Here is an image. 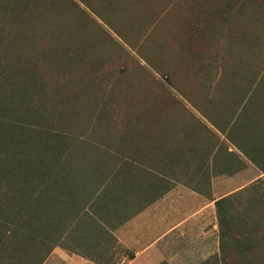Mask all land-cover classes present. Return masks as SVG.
I'll list each match as a JSON object with an SVG mask.
<instances>
[{
	"label": "rangeland",
	"instance_id": "obj_1",
	"mask_svg": "<svg viewBox=\"0 0 264 264\" xmlns=\"http://www.w3.org/2000/svg\"><path fill=\"white\" fill-rule=\"evenodd\" d=\"M263 77L264 0H0V264L41 263L50 234L6 224L27 201L63 218L65 184L133 149L121 139L264 136ZM253 187L229 195L225 254L207 264H264V181Z\"/></svg>",
	"mask_w": 264,
	"mask_h": 264
},
{
	"label": "crops",
	"instance_id": "obj_2",
	"mask_svg": "<svg viewBox=\"0 0 264 264\" xmlns=\"http://www.w3.org/2000/svg\"><path fill=\"white\" fill-rule=\"evenodd\" d=\"M250 133L119 140L133 149L65 184L64 232L41 264H207L220 251L216 202L264 181V136Z\"/></svg>",
	"mask_w": 264,
	"mask_h": 264
},
{
	"label": "trees",
	"instance_id": "obj_3",
	"mask_svg": "<svg viewBox=\"0 0 264 264\" xmlns=\"http://www.w3.org/2000/svg\"><path fill=\"white\" fill-rule=\"evenodd\" d=\"M200 33H201V31L197 28L195 29V27H194L189 32H187L185 34V39L187 41V46L191 47L189 49H191L196 55L201 57V54H204L205 52H204V48H202L203 46H202L200 40H198ZM229 35L230 34L227 32V36H229ZM232 36L234 37V39H238L237 34L233 33ZM166 73H167V78H168V80H167L168 84H170L169 77H171L172 72L167 71ZM263 82H264V77L259 83L263 84ZM165 99H167V101H168V99H170V93H167V95L165 96ZM172 100L174 101V99H172ZM0 137H2V134H0ZM2 146H3V144H1V141H0V156L4 154V151L2 150ZM1 159H0V162H1ZM64 183H66V181ZM228 199H231V197L229 196V197L220 199L216 202V215H217V222H218V227H219V240H220L219 241V247H220V254L219 255H220V257L225 254V244H226L225 243V236H226V234L223 233V229H226V230L228 229V225H227L228 220H227V216H226L225 211H224V209H225L224 204ZM26 204H27V208H30L29 211H27V212H29L28 216L26 213L19 220L18 216L16 215L15 222L14 223L13 222L7 223L6 225L12 226L11 231L17 232V233L22 232L23 234H25L26 237L29 236V234H31V232H33V228H35L37 231H40V232L46 231V234L49 233L50 238L53 239V241H52L53 243L46 253V256H47L48 253L51 251V249L54 247V245L57 243V241L60 239V237L62 236V234L64 232L65 224H64L63 218L58 219L56 217V219L54 221L53 220L49 221L48 218L50 215V210H49L50 208L47 206L48 204L46 206L43 205L42 207H39V213L41 214V218L40 217L36 218L34 216L32 210H31L32 202L27 201ZM31 214L34 216V218ZM33 219L35 221H33ZM33 238H34V236L32 237V239ZM45 241H47V239H45ZM42 243H44V242H42ZM46 256L42 259L41 263L46 258Z\"/></svg>",
	"mask_w": 264,
	"mask_h": 264
}]
</instances>
